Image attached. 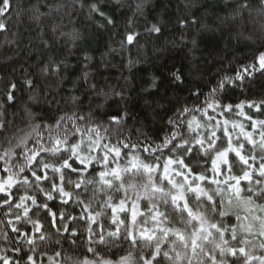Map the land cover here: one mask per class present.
<instances>
[{
    "label": "clouds",
    "instance_id": "1",
    "mask_svg": "<svg viewBox=\"0 0 264 264\" xmlns=\"http://www.w3.org/2000/svg\"><path fill=\"white\" fill-rule=\"evenodd\" d=\"M0 264H264V0H0Z\"/></svg>",
    "mask_w": 264,
    "mask_h": 264
},
{
    "label": "snow or ice",
    "instance_id": "2",
    "mask_svg": "<svg viewBox=\"0 0 264 264\" xmlns=\"http://www.w3.org/2000/svg\"><path fill=\"white\" fill-rule=\"evenodd\" d=\"M5 4H7V0H4Z\"/></svg>",
    "mask_w": 264,
    "mask_h": 264
}]
</instances>
